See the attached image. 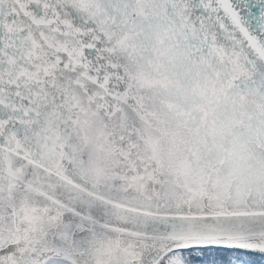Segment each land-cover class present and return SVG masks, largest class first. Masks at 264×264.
<instances>
[{
    "label": "snow or ice",
    "instance_id": "1",
    "mask_svg": "<svg viewBox=\"0 0 264 264\" xmlns=\"http://www.w3.org/2000/svg\"><path fill=\"white\" fill-rule=\"evenodd\" d=\"M0 264H264V0H0Z\"/></svg>",
    "mask_w": 264,
    "mask_h": 264
}]
</instances>
